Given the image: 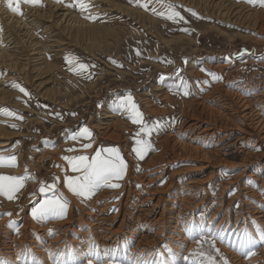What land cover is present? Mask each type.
I'll return each mask as SVG.
<instances>
[{"label": "rangeland", "instance_id": "374dc122", "mask_svg": "<svg viewBox=\"0 0 264 264\" xmlns=\"http://www.w3.org/2000/svg\"><path fill=\"white\" fill-rule=\"evenodd\" d=\"M47 1L64 5L74 14H78L82 21L93 27L96 34L85 33L87 39L81 41L83 44L81 46L69 43L68 39H64L66 38L64 33L54 36L56 29L54 30L53 27L44 30V25L49 23L48 21L41 22V25L37 26L28 25L29 18L26 15L28 7L46 8ZM88 2L91 7L82 12L79 7L71 6L74 0H62V2L40 0L35 5L21 3V12L18 13L7 6V0H0V48L10 52L14 44L12 35H9L11 27L8 15H10L27 26L41 44L43 52L41 61L51 66L47 73L37 75L35 84H32V79L30 80L28 76L26 78L24 73L8 70L0 65V89L6 92V101L0 100V132L4 133L0 135V143H7L0 147V155L16 158L14 165L10 166L7 161L0 164V175L24 178L23 187L14 194L13 199L0 194V238L4 240L12 233L20 235L23 224L32 230L33 228L26 226L23 221L29 216L37 220L31 216L32 208L46 198L39 191L40 184H55V189L47 195L51 197L53 193L62 194L68 201L66 214L62 218L38 220L40 223L62 222L69 217V211L71 215L77 213L83 214V218L91 217L92 211L98 212L97 207L104 204L107 207L100 216V224L104 227H106L104 224H109L111 229L120 230L118 234L121 241L125 242L120 244L123 257L113 258L114 236L108 237L104 231L100 237L107 239L99 237V240L95 241L94 245L89 244V247L106 249L108 252L106 259L94 258L91 251L77 262L67 254L61 262L52 259V264H192L193 260L200 259L194 255L198 248L206 253L212 252L220 264H223L221 257L229 264H264V254L260 251L264 248V225L257 220L254 221L251 216L249 218L253 222L247 219L244 222L243 219L238 220L236 225L231 222L234 215L238 211L241 212L238 205L244 195L237 194L241 182L249 183L248 185L258 191L260 179H264V141L260 139L257 131L252 129L242 112L235 119L240 120L243 130L250 132L245 143L242 142V136L246 134L235 130L239 122L230 121L225 127L214 129L212 138L219 144L216 146L193 142L188 131L180 132L182 128L188 127L195 121L191 113L201 111L203 105H212V102H216L222 89L235 91L240 85L238 89L241 87L242 94L251 99L255 98L256 92L247 87L248 83L249 86L253 84L256 89L258 87L264 90V5L259 0L255 3H250L249 0H172L185 18L184 21L174 23L153 14L151 11L153 7L160 11L164 10L156 0H152L147 9L142 6L146 0H88ZM214 2H219L220 5L223 3L222 12L226 11L223 7L227 2H230L235 10L242 9L238 13L240 18L233 22L234 18L222 19L218 15L211 14V5ZM189 9L197 15H193L188 11ZM89 15L96 18H86ZM184 28L190 31L185 32L182 30ZM167 41L170 44L166 45ZM85 46L87 53H84ZM69 54L78 57L80 62L94 65L89 69L92 73L91 78L70 70L71 65L65 59ZM113 59L118 63H113ZM209 72L221 76L222 79H214ZM181 80L187 82L189 95H184L183 90L178 91ZM151 84L160 87V90L155 92L150 87ZM14 85L23 87L29 95H25ZM36 85L43 86L42 90H49L55 96L57 95L55 89H59L57 100L60 103L53 104L50 100L41 97ZM129 94L146 122L149 124L153 121L159 122V128L154 129L150 136L144 137L150 141L154 149L144 155L150 153L147 160L160 153L159 141L163 137L176 135L180 139L182 135L181 140L202 145L205 151L218 154L223 161L220 166L213 164L207 172L195 173L197 178L208 177L207 182L203 184L201 196L205 191L208 192V196H214L219 181L223 185L225 180L231 181L232 187L224 189L225 194H221L219 201L211 200L210 203H205L208 209L204 207L194 212L184 213L182 210L177 212L178 229L182 239L176 240L174 246L166 244L165 240H156L154 245L136 244V239L130 241L129 236L134 233L136 236L138 234V237H143L145 241L154 238L152 229L143 232L136 225V219L140 222L146 220L145 213L150 203L147 202L145 206L139 207L129 200L126 204L125 196L120 192H114L119 191L127 178L132 189L141 190L145 181L138 180V177L144 179L151 171L146 169L141 175L140 161L133 152L134 137L139 131V125L134 124L129 114L117 109L114 104V101ZM5 111L13 112L15 115L2 114ZM262 111L261 108L256 107L254 112H259L260 115ZM108 115L112 117H106ZM110 119L112 134H122L119 140L98 137L96 133L95 125ZM203 127L209 132V124H203ZM83 128L90 130V137L79 135ZM84 144H91V147L84 148ZM103 149H118L126 164L122 177L110 181L118 184L119 187L102 186L87 197L74 194L68 188L65 178L80 176L81 172H74L65 157L86 156L90 159L98 150ZM243 150L249 152L252 159L250 161L254 163L247 171L255 175L253 179L247 177L248 174H240L242 168L238 164L243 156ZM43 152L45 156L38 160ZM125 153L129 158L124 156ZM101 154L104 157L108 155L103 151ZM50 157L56 158V161L50 163ZM158 164L160 166L150 176L162 174V178L158 181L160 184L158 182L153 184L160 190L161 197L168 193L170 172L187 169L193 165V163H180L179 166L167 170L165 162ZM58 174L60 180L57 183ZM4 183L7 186L9 182ZM148 185L151 187L150 184ZM111 192H114L113 195L110 194ZM259 192L264 197V187ZM101 193L107 195L98 197ZM235 195L238 198L233 201L232 197L234 198ZM96 199L100 200L95 208ZM135 201L137 202L138 199ZM70 203L72 205L69 207ZM118 206L119 214L111 221L110 218L116 214ZM261 208L264 210V206ZM223 220L225 221L222 222ZM70 221L73 227L67 228L65 233L79 237V234L73 231L77 227V222L74 219ZM226 221H229L228 225ZM59 231L54 228L52 230L53 233ZM236 234H242L247 240L243 249ZM28 237L26 239H30ZM60 237L66 238L63 235ZM209 240L214 241L215 249H219V255L216 254L215 249L209 247L207 243ZM189 242H192L191 246ZM84 243L85 241L83 245ZM138 246H144L145 249L136 257ZM255 255L260 256L259 263L248 261ZM90 258L92 260H89ZM3 259L0 253V264L4 263ZM235 259L238 260L234 263ZM22 264H28V260Z\"/></svg>", "mask_w": 264, "mask_h": 264}, {"label": "bare ground", "instance_id": "6f19581e", "mask_svg": "<svg viewBox=\"0 0 264 264\" xmlns=\"http://www.w3.org/2000/svg\"><path fill=\"white\" fill-rule=\"evenodd\" d=\"M222 5L223 3L220 5L219 2H214L211 5L210 13L213 15H218L222 19L232 20L234 18L233 22L237 21L238 18H240L238 13L242 9L235 10L234 6L230 2H227L225 7H223L226 8V11L222 12ZM45 7L46 8H36L31 6L28 7L29 9L26 12L27 18H29L27 24H33L37 26L41 25V22L43 23L48 21L49 23L44 25V30L47 31L48 29L53 27L54 30L56 29V33L53 34L54 36L62 35L64 33L66 37L64 39H68L69 43H74L75 45L81 46L83 45L81 41L87 39L84 36L85 33H89L90 35L96 34L91 25L86 24L84 20L82 21V19H80L78 14H74L69 8H65L64 5L47 1ZM8 19L9 25L11 27V29L9 30V35H12L11 38L14 39V44L12 45L10 52H8V50L4 48H0V65L7 68L8 70H14L24 73L23 75L25 77L28 76L29 79L31 78L32 80H30L32 81V84H35L34 82H36L35 80H37V75L47 73L49 69H51V66L47 62L41 61V58H43L41 44L37 42L33 34L28 30L27 26L16 21L13 17H10V15H8ZM260 28L262 27L260 26ZM62 40L63 38H61V41ZM168 44L170 43L168 42L166 45ZM83 49H85L84 53H87L85 52L87 49L86 46L83 47ZM249 85L250 84L248 83L247 87L252 88L253 91L256 92L255 98L251 99L250 97L244 96L240 91L241 87L238 89L240 85H238L237 90L235 91H230L226 88L222 89L217 96L216 102H212V105H203L201 111L191 113L195 121H193L188 125V127H186L188 129L182 128V131L180 132L188 131L190 137L192 136V139L194 140L193 142H198L206 145H209L210 143L216 146L218 143L214 142L212 138L214 129L225 127L226 125L230 124V121H233L235 123L239 122V124L237 123L238 125H236L235 130L244 132L246 134L242 136V142L245 143L249 138L247 137V135H249L250 132L243 130V125L240 120L237 121L235 119V117H238V115L242 112V115L248 119L252 129L256 130L260 139L264 141V90L258 89V87L256 89V86L253 84H251V86ZM36 87L41 97L46 98V100H50V102L53 104L60 103V101L57 100L59 89H55L57 93V95L55 96L54 93L49 90H42L43 86L36 85ZM150 87L155 92H158V90H160V87L153 84H151ZM5 99L6 92L0 89V100ZM184 107L185 106H183V108ZM256 107H259L263 110L260 115H258L259 112H254L256 110ZM106 117L112 116L108 115ZM110 121L111 119L107 122L104 121L99 125H95L96 133L98 134V137L109 138L111 140H119L120 138H122V136H120L122 134H112V132L110 131ZM203 124H209V132H206V128L203 127ZM0 135H4V133L0 132ZM181 137L183 138L182 135ZM181 137L180 139L177 138L176 135H173L171 137H163L159 141V147L161 149L160 153L154 156L151 160H147V157L150 153L147 154V156H144L143 159L137 157L141 164V175L144 174V171L146 169L151 170L145 175L146 177L144 179L138 177V180L145 181V185L141 190L132 189L128 182L129 178H127L126 181L122 183L119 191H114L116 193L120 192L125 196L124 200L126 204L129 202V200L133 203L135 202L139 207L145 206L147 202L150 203L145 213L146 220L140 222L138 221V219H136V225L143 232H145L146 229H152L154 232V238L150 241H145L143 237H138V234L136 236L134 233L129 237L130 241H132V239H136V244L150 245L152 243V245H154L156 240H165L166 244L174 246L176 240L182 239V234L179 233L178 229L179 220L176 217L177 212L180 210H182L184 213L188 211L194 212L198 208L204 207L208 209L206 207L207 205L205 206V203H210L211 200L215 202L219 201V197L221 196V194H225L224 189H229L232 187L230 180H225L224 185L219 181L217 186L218 190L216 191L214 196H208L207 191H205L204 195L201 196V193L204 189L203 184L207 182L208 177H205L204 179L197 178L195 173L197 172L196 174H202L204 172H207L208 169L213 166V164L216 166H220L223 161L221 158H219L218 154H211L205 151L202 145L183 141L181 140ZM6 144V142L0 143V147L5 146ZM123 147L125 148V146ZM242 152L243 156L240 163L238 164V166L242 168L240 174H248L247 177H252L251 179H253L255 175L253 173L249 174L247 173V171H249V169L251 168V164L253 165L254 163L250 161L251 157L249 156V152H247V150H243ZM43 156H45V152H43L38 157V160ZM124 156L129 158L127 153H125ZM210 159L212 161H210ZM49 161L50 163L56 161V158L50 157ZM159 162H165L167 170L176 165L179 166L180 163H193L192 167L190 168H183L181 170H174L170 172L169 185L167 189L168 193L162 197L159 196V194H161L160 190L157 187L153 186L154 183L156 184V182L160 181V179L162 178V174L158 176H150L151 174H153V172H156L158 166H160L158 164ZM59 180L60 179L58 174L56 182L58 183ZM148 184H150L151 187H149ZM245 184V182H241L240 190L238 189L239 193H237L244 195L240 198V202L238 205L241 212L238 211L239 213L237 212V214L234 215V219L231 222L234 225H236L237 221L240 219H243V222L246 219L250 222H253L249 218V216H251L254 221L257 220L264 225V210L261 208L264 206V197L263 195H261V192H259L264 187V179H260L258 191L256 188L248 185L249 183H247L246 185ZM106 187L108 188V186ZM114 192H111L110 194L113 195ZM101 195L107 194L101 193L98 197H100ZM235 198L238 197L236 195L234 198L232 197L233 201ZM100 199H96L94 204L95 208L98 206L97 203ZM135 199H138V201L136 202ZM72 201L74 202V200ZM70 205H72V203L69 204V207ZM105 207L107 206L101 204V206L97 207L98 212L92 211L93 213L91 217L87 216L86 218H83V214L76 213L71 215V211H69V217H67L68 221L67 218H65L62 222L49 221L46 224H42L38 220L30 218V216L24 218L23 222L26 226H31L33 228L32 230L28 229L23 224L21 228L22 233H20V235L12 233L11 235L8 234V237H5L4 240L3 238H0V253L4 258L3 260H5L3 264H22L26 260H28V264H52V259L61 262V260L65 259V255L67 254H70L72 256V260L74 259V261L77 262L81 260L85 254L88 255L91 251L93 252L94 258L106 259L108 256V252L106 251V249L100 247L99 250L94 246H92L93 249L89 247V244L94 245V242L99 240V237L102 236V233L104 231L105 234L108 235V237L114 236V239L112 240V246L114 247V250L112 252V255H114L113 258H122L124 253L120 247V244L125 241H121V238L118 234L120 230H118L117 228L111 229L108 226L109 224H104L106 227L100 224V216L104 212L103 209ZM126 210H128V208ZM119 211L120 207L118 206L116 214L112 215L110 218L111 221L116 219V215L119 214ZM225 215L227 214L225 213ZM71 219H74L77 222V227L73 231L79 234V237L77 236L78 238L65 233L67 228L73 227L70 223ZM224 221L225 220H223L222 222ZM83 223L85 224L84 226L82 225ZM226 224L228 225L229 221H226ZM81 226L83 227L81 228ZM124 226H126L125 223ZM53 228L54 230H60L59 233L52 234ZM49 230H51V233ZM28 235H30V237H28ZM60 235H63L66 238L62 239L63 237H60ZM27 237L30 239H26ZM100 238H104V240L107 239V237ZM83 241H85L84 245L87 244V246L83 245ZM1 242H3V244H1ZM191 244L192 242H189L190 246ZM136 249H138L136 254L137 257L144 251L145 247L138 246ZM260 251H262V253L264 254V248ZM89 260H92V258H90ZM237 260L238 259H235L234 263L237 262ZM248 261H256V263H259L260 256L255 255L251 259H248Z\"/></svg>", "mask_w": 264, "mask_h": 264}, {"label": "snow or ice", "instance_id": "6c2138e0", "mask_svg": "<svg viewBox=\"0 0 264 264\" xmlns=\"http://www.w3.org/2000/svg\"><path fill=\"white\" fill-rule=\"evenodd\" d=\"M40 0H7V6L14 12H21L20 4H38ZM57 2H62V0H57ZM250 3H255L256 0H249ZM259 2L264 5V0H259ZM152 3V0H146V2L142 5L146 9L149 4ZM156 3L163 8V11L158 10L157 8H151L153 14L161 16L165 19L171 20L174 23H179L180 21H184V16L181 15L180 11L177 10V6L172 2V0H156ZM73 7H79V9L84 12L91 7V4L88 0H74V3L71 5ZM188 11L192 12L193 15H197L193 10L189 9ZM22 14V13H21ZM88 19H95L96 17L89 15L86 17ZM185 32H189L188 28L182 29ZM137 55H139V51H137ZM66 61L71 65L70 70L77 71L81 75H87V78H91L92 73L89 71L90 68L94 67V65H89L87 63L80 62L78 57L71 56L70 54L65 57ZM111 59V58H110ZM113 63H118L114 59ZM171 62V61H169ZM202 71H208L206 69H202ZM209 75L214 79L219 80L222 79L221 76L209 72ZM19 87V90L23 92L25 95H29L23 87L19 85H14ZM183 90L184 95H189L188 84L186 81L181 80L180 85L178 86V91ZM117 109L124 110L129 114V118L132 120L134 124L139 125V131L136 133L134 137V147L133 152L137 155V157L143 159L144 155L149 150H154L152 144L149 140L144 139V137H148L151 135L154 129L159 128V122L153 121L151 124L146 122L143 118V114L139 111L138 106L133 101L131 95L122 96L117 101H114ZM2 114L6 115H15V113L10 111H5ZM59 116V114H57ZM18 119H22V117H17ZM80 136L90 137L91 132L88 128L81 129ZM74 139L76 137H73ZM84 148L91 147V144H84ZM102 151L107 153V157L102 156ZM66 160L72 166V170L74 172H81L80 176L75 177H66L65 182L68 188L76 195L81 197H87L92 195L98 188L102 186H108L112 188L119 187L116 183H110L112 179H119L122 177L126 164L123 161L122 157L119 154L118 149H103L98 150L93 157L90 159L86 156H76V157H65ZM15 156H3L0 155V164H3L5 161L8 164H15ZM23 177H10L0 175V194L6 195L8 199H13L14 194L23 187ZM5 181L9 183L7 186L5 185ZM55 184L46 185L44 183L40 184L39 191L45 195V199L40 201L37 206L32 208L31 215L37 220L44 221L49 218H62L66 214L68 201L62 194L56 195L53 193L51 197L47 194L48 192L55 189ZM35 195V193H33ZM51 233V230H49ZM54 234V233H52ZM239 240L240 246L243 249L244 245L247 243L246 238L242 234H236ZM223 238V237H221ZM199 243V242H198ZM210 248L215 249V243L212 240L207 241ZM217 255H219V249H215ZM194 255H197L200 259L193 260L192 264H220V261L217 260L216 256L212 254V252H205L201 248H198ZM223 264H229V262L221 257Z\"/></svg>", "mask_w": 264, "mask_h": 264}]
</instances>
